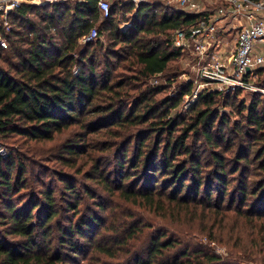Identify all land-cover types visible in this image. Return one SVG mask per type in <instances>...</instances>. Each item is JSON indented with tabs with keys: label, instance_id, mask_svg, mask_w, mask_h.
<instances>
[{
	"label": "trees",
	"instance_id": "obj_1",
	"mask_svg": "<svg viewBox=\"0 0 264 264\" xmlns=\"http://www.w3.org/2000/svg\"><path fill=\"white\" fill-rule=\"evenodd\" d=\"M125 7L133 9L128 1L114 2L109 16L101 18L96 0H82L43 7L23 6L12 17L10 32L2 30L7 47H0V138L17 134L38 143L53 139L73 125L82 129L80 140L84 145L90 136L92 141L104 133L121 137L112 143L104 142L101 150L117 147L114 166L119 178L118 195L134 203L142 201L149 215L130 222L125 229L128 236L121 240L95 243L89 231L98 221L96 216L80 217L59 229L55 236L50 223L57 210L53 209L51 193L45 197L46 208L38 216L32 212L39 203L31 201L30 208H18L10 201L9 193L18 183L11 180V172L16 169L21 174L27 166L7 154L0 158L3 221L22 242L11 245L0 239V264H57L64 256L61 249L77 251L76 235H89L88 241L94 242L95 251L108 258L118 254L113 244L128 245L132 253L127 264H225L207 244L194 243L187 237L205 236L211 242L219 239L216 231L225 219V214L219 211H230L236 201L235 194L225 200L227 187L236 173L238 211L246 214L251 224L256 223L255 219L264 222V144L254 156L261 169L257 182L250 180L256 174L245 176L242 172L246 156H240L236 160L240 164L228 173L227 158L219 157L217 152L202 158L199 149L187 144L190 137L201 133L210 148L222 142L231 145V138L214 132L221 131L228 122L222 117L216 126L217 112L213 108L216 92H200L189 116H182L172 111L185 95L191 94L190 85L178 95L162 98H157L164 90L161 86L140 89L141 84L163 73L170 61L182 55L184 51L172 45L174 32L196 23L202 14H186L159 2L143 3L136 8V17L144 23L136 22L133 28L122 32L115 25L113 14ZM92 27L97 28L98 34L102 27L110 30L116 41L125 45L129 54L123 60H130L133 76L116 75L108 58L102 60L96 50L77 53L79 39ZM105 55L115 56L111 51ZM101 64L104 70H99ZM133 89L139 93L128 108L124 100ZM247 111L245 121L251 125L248 128L263 132L264 98L255 99ZM233 129L234 134H243L241 126ZM67 146L68 154L87 156L83 147ZM93 167L97 171L100 166ZM131 175H136L133 183L126 186ZM104 181L108 187L107 179ZM66 187L69 192L74 190L73 186ZM68 206L76 208L74 204ZM217 215L220 219L215 231ZM172 225H184L185 232ZM53 241L59 249L52 245ZM137 241L142 244L137 246Z\"/></svg>",
	"mask_w": 264,
	"mask_h": 264
},
{
	"label": "rangeland",
	"instance_id": "obj_2",
	"mask_svg": "<svg viewBox=\"0 0 264 264\" xmlns=\"http://www.w3.org/2000/svg\"><path fill=\"white\" fill-rule=\"evenodd\" d=\"M136 15L137 10L134 6L131 10L125 7L114 12L113 21L117 28L123 32L126 29L133 28L136 22L139 24L144 23L143 19L137 18ZM224 30L227 31L228 27L225 26L222 32ZM235 34L233 30L221 34V38L226 40L224 41L225 48L234 47ZM159 38L163 39L164 37ZM83 50H96L97 56L102 60L108 58L112 64L111 69L114 68L116 75H120V77L133 76L130 69V60H123L129 53L123 43L116 41L110 30L102 27L100 33L92 41L86 44L79 43L77 53ZM108 51L113 52L115 56L106 57L105 54ZM256 51L264 56V45L258 44ZM99 70H104L103 64L99 66ZM255 70V73L249 78V85L245 88L222 90L211 82L204 83V86L201 87L199 86L201 82L197 75L196 60L189 51H185L178 59L170 61L163 73L147 80L145 85L141 84L140 89L145 90L146 86H161L164 90L157 95V98H162L178 95L179 92L190 85L191 94L185 95L181 104L172 111L173 114L176 112L182 116H189V109L197 103L200 92H216L215 104L213 105L214 110L217 112L216 126L221 123L222 117L227 119L228 122L223 125L221 131L214 132L223 134L225 139L231 138V145L222 142L219 146L210 148L201 133L197 137H190L187 144H191L195 150L196 148L199 149L202 158H209L210 153L213 152H217L219 157L227 158L226 169L228 173L235 168L236 164H240L236 162L240 156H246L249 161L247 160L242 165V172H245V176L252 173L256 174L251 176L250 180L257 182L259 179L257 174L258 171L261 172V169L257 165L258 160H255L254 156L260 153L259 148L264 144V131L258 133L249 129L251 125L247 124L245 119L248 115L247 108L253 101L257 98H264V63L256 67ZM198 86L199 92L194 96ZM138 93L139 91L131 90L129 92L130 97L124 100V105L129 108L133 98ZM236 126H241L242 135L233 133V128ZM216 129L214 128V130ZM80 134H82V129L78 125H73L65 132L55 135L53 139L38 143L29 141L17 134L7 139L0 138V143L5 146L7 154H10L16 162L22 161L27 166L26 171L21 174L16 169L11 172V180L18 181V183L8 197L18 208L25 206L30 208L31 204L29 202L31 203V201L39 203L38 209H34L32 212L34 216H38L41 209L46 208L45 197L48 193H51L54 203L53 209L57 210L56 216L50 223L55 236L58 235L59 229L76 222L80 217L85 219L87 216H96L98 221L94 223L89 231L90 238L94 236L96 239L95 243L126 238L128 236V231H125L127 225L133 221L138 222L141 215H149V213L144 210L145 207L142 201L134 203L122 199L118 195L117 183L119 178L115 174L114 166L117 147L107 151L101 150L104 142L112 143L121 137L104 133L98 135L99 137L92 141L90 136L88 142L84 145L80 140ZM68 144H77L78 147H83L87 150V156L84 154L78 156L68 154L66 152ZM131 152L132 148L130 147L128 153L131 154ZM95 164L100 166L97 171L93 167ZM205 170H208V168ZM19 175L21 178H19ZM135 176L131 175L125 185L133 183ZM234 176V181L227 187L225 200H228L230 194H235L236 201L230 211H219V214H225L224 225L219 230H217L219 215H217L215 224L212 223L214 230H217V235L220 236L219 239L211 242L205 236L195 238L193 234L187 238L193 239L194 243L207 244L221 256L225 264H264V222L260 223L261 220L255 219L256 223L251 224L249 222L250 218L238 211L239 193L236 192L239 191V187L236 184L237 173ZM104 179H107L108 187H106ZM66 183L67 185H65ZM1 185L3 183L0 177ZM66 186H73L74 190L69 192L70 188ZM2 191L0 187V194ZM215 197L214 193L213 198ZM4 202L0 199V239L6 240L11 245L20 244L22 239L10 233L9 225L6 221H3ZM69 204L76 205V208H70ZM172 226L185 232L184 225ZM88 236L79 237L76 235L74 241L76 242L77 251L72 252L69 248L61 249L64 256L62 261L57 264H127L129 262L132 251L129 252L128 245L124 246L122 244L123 247H116V244H113L114 249H118V254L115 258H108L95 251L92 244L94 242L88 241ZM135 244L140 246L142 241H137ZM52 245L55 248L59 247L56 241H53Z\"/></svg>",
	"mask_w": 264,
	"mask_h": 264
},
{
	"label": "built area",
	"instance_id": "obj_3",
	"mask_svg": "<svg viewBox=\"0 0 264 264\" xmlns=\"http://www.w3.org/2000/svg\"><path fill=\"white\" fill-rule=\"evenodd\" d=\"M78 1L82 0H0V47L6 48L8 44L2 30L10 32L12 17L23 6L43 7ZM120 1L96 0L101 18L108 17L111 5ZM123 1L130 2L135 8L143 3L159 2L186 14H202L196 23L176 30L172 38L173 47L189 51L196 60L201 87L211 82L222 90L245 88L255 68L264 63V56L256 51L258 44L264 45V0ZM225 26L228 30L222 32ZM232 30L236 33L234 47L228 54L220 53L221 34ZM97 34V28L92 27L79 39V43H89ZM199 86L194 96L199 92ZM6 155L7 150L0 143V158Z\"/></svg>",
	"mask_w": 264,
	"mask_h": 264
},
{
	"label": "crops",
	"instance_id": "obj_4",
	"mask_svg": "<svg viewBox=\"0 0 264 264\" xmlns=\"http://www.w3.org/2000/svg\"><path fill=\"white\" fill-rule=\"evenodd\" d=\"M224 41H226L224 38H222L220 40V42H221L220 53L228 54L230 52L231 48H233V47L230 46L231 48H225V42Z\"/></svg>",
	"mask_w": 264,
	"mask_h": 264
},
{
	"label": "bare ground",
	"instance_id": "obj_5",
	"mask_svg": "<svg viewBox=\"0 0 264 264\" xmlns=\"http://www.w3.org/2000/svg\"><path fill=\"white\" fill-rule=\"evenodd\" d=\"M194 100V99H193Z\"/></svg>",
	"mask_w": 264,
	"mask_h": 264
},
{
	"label": "water",
	"instance_id": "obj_6",
	"mask_svg": "<svg viewBox=\"0 0 264 264\" xmlns=\"http://www.w3.org/2000/svg\"><path fill=\"white\" fill-rule=\"evenodd\" d=\"M249 70V69H248Z\"/></svg>",
	"mask_w": 264,
	"mask_h": 264
}]
</instances>
